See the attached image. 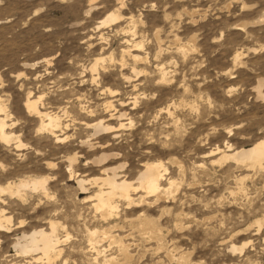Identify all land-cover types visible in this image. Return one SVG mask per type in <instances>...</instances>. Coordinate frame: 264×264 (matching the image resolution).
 <instances>
[{
	"label": "rangeland",
	"instance_id": "obj_1",
	"mask_svg": "<svg viewBox=\"0 0 264 264\" xmlns=\"http://www.w3.org/2000/svg\"><path fill=\"white\" fill-rule=\"evenodd\" d=\"M112 12L119 18L101 24ZM134 39L142 40L144 55L137 76L125 43ZM100 55L112 59L91 71ZM122 58L129 65H120ZM263 79L264 0H0V103L24 144L17 150L0 142V183L10 176L56 177L40 203L30 191L6 199L22 226L0 234V264L27 259L15 256L16 234L41 225L54 203L65 227L59 232L67 235L66 262L57 264H91L96 252L87 227L103 230L104 223L86 200L98 191L103 166L92 163L94 151L79 146L90 136L86 122L109 117L107 101L128 117L108 145L117 157L105 165L125 164L122 172L134 179L145 158L162 160L164 177L176 182L148 207H119L121 226L113 234L129 245L124 264H264V167L216 162L229 148L264 138L257 88ZM38 95L41 106L61 116L62 132L74 136L56 143L39 129L40 120L24 106ZM72 148L79 153L70 177L65 157ZM45 161L57 169H46ZM79 178L88 180L86 192ZM141 214L158 224L160 239L141 232ZM108 240L99 243L105 255L119 254L118 243Z\"/></svg>",
	"mask_w": 264,
	"mask_h": 264
},
{
	"label": "bare ground",
	"instance_id": "obj_2",
	"mask_svg": "<svg viewBox=\"0 0 264 264\" xmlns=\"http://www.w3.org/2000/svg\"><path fill=\"white\" fill-rule=\"evenodd\" d=\"M118 18L119 15L116 12H112L107 19L101 22V24L106 25V23L108 24V22L116 21ZM130 35L133 36L132 33ZM125 43L128 50L131 48V51L129 52L133 59L131 57L130 58L136 63V65L134 64L135 66L132 68V74L134 76H137L141 73V71L138 69L139 67L137 66V63L142 62L144 56L139 53L142 46V40H126ZM181 51L182 53L187 52L185 48ZM122 52L125 53L128 51L124 50ZM238 57L239 56H237L236 58L238 59ZM108 58L109 60L112 59L111 55H100L93 61L90 66V70L96 71L99 63ZM125 58H122L120 60V65L128 64ZM160 72L162 74H160L162 81L166 82L168 80L166 77L167 69L162 67L160 69ZM126 75L125 78L129 80V75ZM262 83H264V79L263 81L259 82V86L257 88L258 94L264 97L263 91L259 89L263 86H261ZM40 99L41 95L29 97L24 105L26 111L30 115H33L40 120L41 124L39 125V129L49 133L55 139L56 143H62L68 140L71 135L74 136L73 134L68 135V132H62L63 129L61 130V116H59L57 113H52L41 106L39 104ZM133 100L134 101L132 102V104L134 105L136 100ZM119 105L124 106V103L120 101ZM105 108L109 114V117L105 120L101 117L90 122H86V126L90 128L89 137L91 138H82L80 140L79 146L80 149L86 148L90 149L89 151H94V153L92 152L93 154H95L93 156L92 163L95 165L103 166V177H99L98 179H96V181L99 180L101 182V185L98 191H96L92 196H89L86 200L89 201L91 207L95 209L97 214H99L101 223L103 222L106 226V228H104L105 226L103 225V230H100L97 227H87V231L90 237L91 249L96 252V255L94 259H92L91 264H124L123 260L125 258H121V255L122 257L128 255L129 245L127 246V244L124 243L122 239L123 236L119 237L118 235L113 234V230L121 226L119 224L120 221H115V218L119 213V207L121 205H124L127 209H137L142 208L143 206L148 207L155 201L165 197L164 194H170L173 191L172 187L176 185V182L171 178L168 179L164 177L167 167L163 164L162 160H151L150 158H145L144 161H142L143 163L140 165L141 169L134 179L128 178L126 175H124V172H122L125 168V164H120L118 166L105 165L106 161H109V159L111 158L117 157V154L115 152H112L111 149L109 150L110 147L108 145L110 141L120 137L119 131L125 126V123L122 119L123 117L127 116V113L125 111L115 110L111 101H107L105 103ZM8 119L9 114L5 110V107L0 103V142L7 145L10 143H14V148L18 150L24 144H22L23 142L20 141L19 136H15L13 130H10V127L13 125V123L12 125L9 124ZM112 120H115V122H112ZM106 147L108 148L107 150H105ZM112 147L113 144L111 145V148ZM76 150L77 149L72 148L67 152V156L65 157L66 162L68 163L67 172L70 177L75 173L73 170V164L76 162L79 153ZM213 152L215 151H212L211 155L217 154ZM226 159H231L240 163H246L253 167H264V138L258 140L250 147H243L239 149L229 148L216 162H221L222 160L225 161ZM45 168L53 171L56 168V164L51 161H45ZM45 168H43V171ZM33 171L34 170H32V172ZM55 178V172H48V174L45 175L31 174L19 177L17 179H15L14 176H10L6 177L4 181L0 183V234H11V231L13 232L16 228L22 226V221H19L18 223L13 222L12 216L10 215L11 213L6 207V199H11L14 197L23 199L24 195H26L25 192L30 191V196L39 197L38 199L37 197L35 199H37L38 203H40L41 196L48 197L50 195L48 182L53 181ZM75 180H77L79 189L82 192H86L87 188L85 187V183L88 180L83 178ZM5 195L7 197H4ZM60 218L61 211H59V206L57 205V203H54L50 205L44 222L40 221L41 225L33 227L30 231L21 230L20 234H16V241L14 245H12V248L16 252L15 256H20L27 259L10 264H57L58 262H66V259H64L63 257L65 250V248L63 247V242L65 241L67 235L65 239H63L62 235L59 232L60 228H65L60 221ZM138 220L141 229L139 227L137 228H139L145 236L152 240H158L161 238L160 227L157 226L158 224L156 222L155 223L157 225L150 219L145 218L143 214L138 216ZM104 239H109L111 243L117 242V251L119 252V254L113 253L110 256L105 255V247L99 246V243H101ZM233 249L236 250V246H234ZM103 252L104 254L102 256L101 254ZM178 260L184 262V256L181 254Z\"/></svg>",
	"mask_w": 264,
	"mask_h": 264
}]
</instances>
